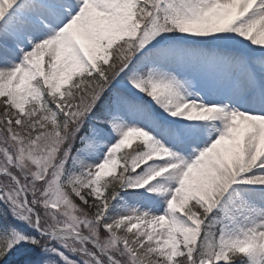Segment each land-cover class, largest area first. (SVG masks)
<instances>
[{
	"label": "snow or ice",
	"instance_id": "obj_1",
	"mask_svg": "<svg viewBox=\"0 0 264 264\" xmlns=\"http://www.w3.org/2000/svg\"><path fill=\"white\" fill-rule=\"evenodd\" d=\"M0 264H264V0H0Z\"/></svg>",
	"mask_w": 264,
	"mask_h": 264
}]
</instances>
